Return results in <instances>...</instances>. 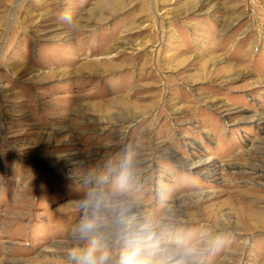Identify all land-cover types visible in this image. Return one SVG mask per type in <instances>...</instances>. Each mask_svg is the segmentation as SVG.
I'll use <instances>...</instances> for the list:
<instances>
[{"label": "rangeland", "instance_id": "obj_1", "mask_svg": "<svg viewBox=\"0 0 264 264\" xmlns=\"http://www.w3.org/2000/svg\"><path fill=\"white\" fill-rule=\"evenodd\" d=\"M128 154L134 232L264 264V0H0V264H66Z\"/></svg>", "mask_w": 264, "mask_h": 264}, {"label": "clouds", "instance_id": "obj_2", "mask_svg": "<svg viewBox=\"0 0 264 264\" xmlns=\"http://www.w3.org/2000/svg\"><path fill=\"white\" fill-rule=\"evenodd\" d=\"M62 19L72 25L69 14ZM134 163L128 154L118 164L110 163L102 176L94 168L77 176L82 183L79 218L69 231L66 264H192L199 252L196 247L149 244L133 231L132 211L138 202L125 195L133 182ZM121 243L124 250L114 257L113 249ZM207 243L211 250L222 244V238L210 237Z\"/></svg>", "mask_w": 264, "mask_h": 264}]
</instances>
